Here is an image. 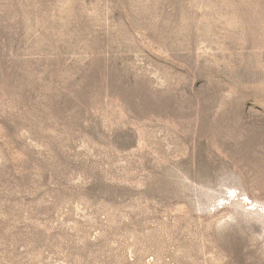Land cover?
Returning a JSON list of instances; mask_svg holds the SVG:
<instances>
[{"label": "rangeland", "instance_id": "374dc122", "mask_svg": "<svg viewBox=\"0 0 264 264\" xmlns=\"http://www.w3.org/2000/svg\"><path fill=\"white\" fill-rule=\"evenodd\" d=\"M0 264H264V0H0Z\"/></svg>", "mask_w": 264, "mask_h": 264}, {"label": "bare ground", "instance_id": "6f19581e", "mask_svg": "<svg viewBox=\"0 0 264 264\" xmlns=\"http://www.w3.org/2000/svg\"><path fill=\"white\" fill-rule=\"evenodd\" d=\"M133 1V0H132ZM143 1V0H142ZM143 3V2H142ZM192 14V13H191ZM191 22V21H190ZM181 26V25H180ZM182 27V26H181Z\"/></svg>", "mask_w": 264, "mask_h": 264}]
</instances>
